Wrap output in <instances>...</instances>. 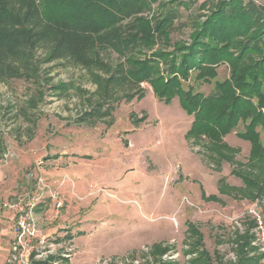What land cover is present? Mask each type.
I'll use <instances>...</instances> for the list:
<instances>
[{"label": "rangeland", "instance_id": "374dc122", "mask_svg": "<svg viewBox=\"0 0 264 264\" xmlns=\"http://www.w3.org/2000/svg\"><path fill=\"white\" fill-rule=\"evenodd\" d=\"M181 1L195 5L178 9L170 50L179 41L189 43L195 33L190 21L223 0ZM252 1L264 5V0ZM204 3L207 9L201 12ZM229 75L222 65L217 81ZM198 84L196 91L206 96L214 92L215 82ZM144 89L143 100L123 102L111 118L81 123L98 97L80 67L62 61L42 64L39 83H0V202L29 191L36 197L37 179L46 183L36 214L40 233L58 248L36 264H190L202 248L211 264H231L232 239L253 222L250 210L257 206L264 215V199L258 203L220 193L223 178L229 187L244 185L232 174V164L218 167L207 157L206 139L199 144L186 139L194 118L180 100L166 104L149 85ZM258 131L264 144V129ZM224 142L238 150L237 162L247 164L250 143L236 131ZM49 193L64 201L58 217ZM7 213L0 207V264L11 244L7 236L13 221ZM188 223L203 235L198 251H193L197 240L190 237ZM252 245L264 254L255 239Z\"/></svg>", "mask_w": 264, "mask_h": 264}, {"label": "trees", "instance_id": "16d2710c", "mask_svg": "<svg viewBox=\"0 0 264 264\" xmlns=\"http://www.w3.org/2000/svg\"><path fill=\"white\" fill-rule=\"evenodd\" d=\"M192 4L181 0H0V83H39L42 64L62 61L80 67L96 86L98 97L79 119L81 123L111 118L123 102L143 100L146 84L161 102L178 98L194 118L186 139L195 144L206 139L207 157L218 167L222 162L232 164V174L244 185L229 187L223 178L220 193L262 202L264 144L258 129H264V5L223 0L213 11L190 21L195 33L189 43L179 41L170 50L178 9L190 10ZM206 7L204 3L199 10ZM222 65L230 75L217 81ZM213 82L212 94L196 91L198 83ZM235 131L251 144L247 164L237 162L238 150L224 142ZM251 222L232 239L235 260L231 264H264V254L252 245L255 224ZM188 229L197 240L193 251H198L203 235L193 224L188 223ZM198 252L190 264H211L204 248Z\"/></svg>", "mask_w": 264, "mask_h": 264}, {"label": "built area", "instance_id": "2783aa9c", "mask_svg": "<svg viewBox=\"0 0 264 264\" xmlns=\"http://www.w3.org/2000/svg\"><path fill=\"white\" fill-rule=\"evenodd\" d=\"M36 188V197L25 193L16 200H9L0 204L3 210L15 214L12 224V234L14 235L12 253L17 264H36L47 254H57V246L54 249L55 246L49 243L47 236L40 233L39 221L41 219L36 214L37 206L44 197L45 181L38 178ZM39 191H43V193L38 195ZM49 194L54 201L57 212L54 217H58V212L64 207V201L55 193ZM249 215L255 224L252 232L255 236V243L259 244L261 251L264 252V215L257 206L250 210ZM50 264L59 263L52 262Z\"/></svg>", "mask_w": 264, "mask_h": 264}, {"label": "crops", "instance_id": "0c3cea01", "mask_svg": "<svg viewBox=\"0 0 264 264\" xmlns=\"http://www.w3.org/2000/svg\"><path fill=\"white\" fill-rule=\"evenodd\" d=\"M190 129V126H189V128L186 130V132L188 131ZM38 177V176H37ZM24 193V192H23ZM31 193H33L32 191H29V194H31ZM25 194V193H24ZM22 195V194H21ZM20 196V195H19ZM19 196H17L16 198H18ZM32 196H34L35 197V194H33ZM1 203V202H0ZM64 208V207H63ZM62 210V209H61ZM5 212H7V211H5ZM11 214H13V215H15L13 212H11ZM10 213H7L6 215H7V218L10 220V221H13L14 222V219H15V216H13L12 217V215H11ZM50 218V219H49ZM49 218H47V219H49V222L51 223L52 221H53V219L51 218V217H49ZM59 219V218H58ZM13 224V223H12ZM8 239L9 240H11V244L10 245H7L5 248V257H6V261H5V263L4 264H17V262H13L12 261V244H13V240H14V235L12 234V227H10V229H9V231H8ZM47 238H48V241H49V243L50 244H52L53 246H55V244H54V241H51V239L48 237V235H47ZM1 246V245H0ZM4 247H3V249H4ZM57 248H58V246H57ZM57 251V250H56ZM69 258H71V255H70V257ZM53 262H55V261H53ZM57 263H59V261H56Z\"/></svg>", "mask_w": 264, "mask_h": 264}]
</instances>
